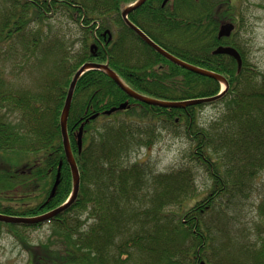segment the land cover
Returning <instances> with one entry per match:
<instances>
[{
    "label": "trees",
    "instance_id": "obj_1",
    "mask_svg": "<svg viewBox=\"0 0 264 264\" xmlns=\"http://www.w3.org/2000/svg\"><path fill=\"white\" fill-rule=\"evenodd\" d=\"M136 1L0 0V214L37 217L69 199L60 116L82 65L107 64L127 88L159 101L220 93L218 81L172 64L126 25L121 12ZM162 2L147 0L129 22L170 55L220 75L227 91L210 103L164 109L130 99L101 71L81 75L66 126L80 179L75 200L45 223L0 222L18 239V229L49 226L47 242L28 245V264H264V65L249 60L242 35L250 0ZM57 16L78 26L77 49L49 32ZM225 23L235 30L218 38ZM220 46L239 53L240 71L231 57L213 54ZM207 105L221 111L202 124ZM162 132L188 145L176 167L157 172L129 161ZM255 193L251 230L244 207Z\"/></svg>",
    "mask_w": 264,
    "mask_h": 264
},
{
    "label": "rangeland",
    "instance_id": "obj_2",
    "mask_svg": "<svg viewBox=\"0 0 264 264\" xmlns=\"http://www.w3.org/2000/svg\"><path fill=\"white\" fill-rule=\"evenodd\" d=\"M250 5L243 3V13L246 22L245 31L242 35L247 39V53L249 60L262 68L264 65V0H250ZM50 22V33L63 37L67 44L75 42V49L78 48L76 40L79 38L80 30L78 26L70 23L62 16L54 17ZM10 65L6 64L8 69ZM224 89V86L222 87ZM145 105V104H144ZM148 106V105H147ZM221 111L220 105H207L199 111V121L206 124L219 116ZM122 117V116H121ZM113 118L107 117L105 121H99L95 125L97 129L100 125L112 121ZM188 147L183 139L173 137L168 132H162L159 140L148 148H141L137 153L133 154L129 161L131 163L140 162L147 163L157 172H167L176 167L180 163L181 154L183 150ZM20 161V159H17ZM204 178L199 175L197 178L198 192H202L204 185ZM264 185V173H262L259 181V187ZM259 193H255L250 202L244 207V223L243 225L249 227L252 220H255V205ZM15 232V231H14ZM18 235L23 236V239H18L5 226H0V264H28L29 256L28 245H37L42 242H47L50 236V229L48 225H43L36 230H16ZM251 237L250 239H252ZM54 242V241H53Z\"/></svg>",
    "mask_w": 264,
    "mask_h": 264
},
{
    "label": "water",
    "instance_id": "obj_3",
    "mask_svg": "<svg viewBox=\"0 0 264 264\" xmlns=\"http://www.w3.org/2000/svg\"><path fill=\"white\" fill-rule=\"evenodd\" d=\"M147 0H137L133 5H130L126 9H124L121 12V17L125 21L126 25L145 43L147 44L151 49L156 51L159 55H161L163 58L171 62L172 64L181 67L184 70L190 71L194 74L204 76L210 79H213L215 81H218L219 83L224 85V89L216 96L212 98H206V99H194V100H189V101H181V102H164V101H159L155 100L150 97H146L140 94L135 93L134 91L130 90L125 86V84L120 80V78L113 72L111 71L107 64H97V63H86L82 65V67L75 73L69 89L68 93L66 96V100L61 112L60 116V129H61V135H62V145L64 149V154H65V159L67 164L69 165L70 171H71V176H72V182H73V187H72V193L70 195L69 200L62 205L61 207L54 209L53 211H50L46 214L37 216V217H14V216H7L0 214V222L5 223V224H16V225H36V224H41L49 221L50 219L54 218L57 216L59 213L67 209L75 200L78 190H79V173L77 166L75 164L73 155L71 153L70 147H69V142L67 138V132H66V126H67V119L69 115V109L71 105V100L72 96L74 93V89L77 83V80L80 78L81 75H83L87 71L95 70V71H101L105 73L121 90H123L126 95L139 103L152 106V107H159V108H164V109H183L187 106H195V105H200L204 103H210L221 97L226 91H227V85L225 83V80L218 74L206 71L204 69L195 67L193 65L187 64L178 58L170 55L163 49H161L158 45H156L153 41H151L143 32H141L136 26L131 24L129 20L127 19L128 15L133 12L134 10L140 8ZM169 1L171 0H164L162 3V7H164ZM234 30V25L231 23H226L220 26L219 31H218V38H223V37H229L231 33ZM213 54L215 55H226L234 59L237 63V69L240 71L242 61L239 53L232 47H218L213 51ZM127 109V104H121L117 108H113L109 111H106L104 115L109 116L112 113L116 111H123ZM96 118V116H92L91 120ZM82 130L83 126L79 128L78 135H77V147L78 151H81V137H82Z\"/></svg>",
    "mask_w": 264,
    "mask_h": 264
},
{
    "label": "flooded vegetation",
    "instance_id": "obj_4",
    "mask_svg": "<svg viewBox=\"0 0 264 264\" xmlns=\"http://www.w3.org/2000/svg\"><path fill=\"white\" fill-rule=\"evenodd\" d=\"M111 40V36H109V41Z\"/></svg>",
    "mask_w": 264,
    "mask_h": 264
}]
</instances>
